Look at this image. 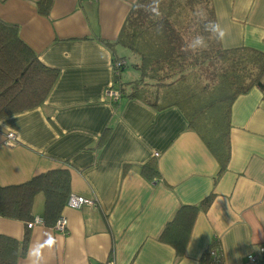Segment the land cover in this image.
I'll use <instances>...</instances> for the list:
<instances>
[{
  "label": "crops",
  "instance_id": "0c3cea01",
  "mask_svg": "<svg viewBox=\"0 0 264 264\" xmlns=\"http://www.w3.org/2000/svg\"><path fill=\"white\" fill-rule=\"evenodd\" d=\"M187 1L160 0L164 13H150L147 24L167 12L180 27L176 37L189 43L198 34L208 38L203 24L215 21L227 35L208 39V47L264 55V0ZM40 2L0 0V21L14 25L58 72L42 104L0 119V186L66 169L70 195L95 205H65L64 232L0 216V235L18 248L28 233L16 264H201L213 242L222 264H255L247 255L264 245V89L253 86L232 101L230 159L218 174V162L177 107L128 95L140 71L135 67L139 77L129 85L122 74L128 56L134 66L139 55L117 39L137 0H47L45 14ZM157 36L147 34L151 41ZM119 58L126 65L115 83ZM119 85L122 95L113 101L106 89ZM43 204L39 193L34 216L42 217ZM177 214L180 224L163 234ZM36 248L39 259L30 255Z\"/></svg>",
  "mask_w": 264,
  "mask_h": 264
},
{
  "label": "trees",
  "instance_id": "16d2710c",
  "mask_svg": "<svg viewBox=\"0 0 264 264\" xmlns=\"http://www.w3.org/2000/svg\"><path fill=\"white\" fill-rule=\"evenodd\" d=\"M46 2H40L44 14ZM139 3L147 4L146 0ZM198 3L207 6V0ZM160 12L163 14L164 10ZM165 14L147 24L146 16L150 13L133 7L119 34L118 42L139 55V63L134 66L140 77L132 82L128 95L143 98L157 108L177 107L218 162L219 174L230 159L231 103L253 86L264 89V55L251 49L221 46L184 51L187 42L176 37L179 25L174 28ZM159 24H163L162 32L157 31ZM152 31L159 37L151 41L147 34ZM57 76L58 72L45 66L20 38L14 25L0 21V119L42 104ZM147 169L148 164L143 170ZM39 193L44 197L41 219L44 225L52 227L70 195L68 170H49L23 183L0 186V216L22 221L26 226L34 217V197ZM210 200L211 197L204 200L205 208ZM178 216L163 234L170 225L180 224ZM28 241L26 233L18 248L16 240L0 235V264H16L25 255ZM201 264H222V254L215 242L205 250Z\"/></svg>",
  "mask_w": 264,
  "mask_h": 264
},
{
  "label": "built area",
  "instance_id": "2783aa9c",
  "mask_svg": "<svg viewBox=\"0 0 264 264\" xmlns=\"http://www.w3.org/2000/svg\"><path fill=\"white\" fill-rule=\"evenodd\" d=\"M126 65V61L125 59H115L113 61V75L115 77V83L118 82V77L120 74V69ZM106 95L111 98L113 101H117L120 97H121V91L119 89V86H110L106 89ZM6 140L7 142L10 143H14L15 141V137L12 133L7 134L6 136ZM89 205V206H94L95 202L90 200V199H86L80 196H75V195H69L68 199H67V203L66 205L70 206V207H74V208H80L82 205ZM35 224H43V221L40 217L34 216L33 219L27 223V228H31L33 227ZM66 226H67V220L60 216L54 223V225L52 226L53 229L60 231V232H64L66 230ZM215 254V250L211 251V255L214 256ZM247 259L250 262H253L255 264H264V245H260L258 247V253H249L247 255Z\"/></svg>",
  "mask_w": 264,
  "mask_h": 264
},
{
  "label": "clouds",
  "instance_id": "9594fccd",
  "mask_svg": "<svg viewBox=\"0 0 264 264\" xmlns=\"http://www.w3.org/2000/svg\"><path fill=\"white\" fill-rule=\"evenodd\" d=\"M135 7L137 9L143 8L147 12L153 14L156 17L161 16L160 12V0H150L148 4H141L139 0H137ZM157 31H163V24H159L157 27ZM203 32L208 33L209 37L206 38L204 35L198 34L194 36L189 43L184 48V51L197 52L199 50L206 49L208 47L207 40L210 38H214L217 41H223L227 35V30L221 26L220 23L215 21H207L203 24ZM53 243L52 240L48 241V244L51 245ZM30 255L39 259L40 250L39 248L33 249L30 252Z\"/></svg>",
  "mask_w": 264,
  "mask_h": 264
},
{
  "label": "rangeland",
  "instance_id": "374dc122",
  "mask_svg": "<svg viewBox=\"0 0 264 264\" xmlns=\"http://www.w3.org/2000/svg\"><path fill=\"white\" fill-rule=\"evenodd\" d=\"M249 63V62H247ZM250 66V65H248ZM128 73L127 74H122V81L125 83V85H129V82L134 80V78H138L139 77V71L135 68V66H133L132 64V58L129 55L128 56V66L126 67ZM127 75H129V77H127Z\"/></svg>",
  "mask_w": 264,
  "mask_h": 264
}]
</instances>
